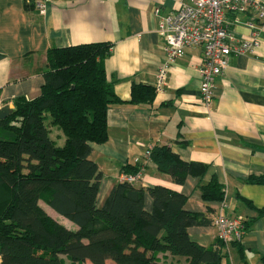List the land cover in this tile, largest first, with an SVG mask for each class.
Instances as JSON below:
<instances>
[{
	"label": "crops",
	"instance_id": "0c3cea01",
	"mask_svg": "<svg viewBox=\"0 0 264 264\" xmlns=\"http://www.w3.org/2000/svg\"><path fill=\"white\" fill-rule=\"evenodd\" d=\"M39 2L45 4L43 12L37 8ZM178 9L173 0H33L27 9L23 0H0V108L12 109L18 97L38 96L51 48L110 43L104 68L116 96L129 101L134 84L155 88L165 60L158 16ZM237 16L245 22L250 14ZM233 18L234 14H227V19ZM260 25L258 44L242 55H230L209 108L198 94L201 48L188 47L169 69L165 85L155 90L152 103L117 104L108 110V139L91 144L89 156L101 174L98 206L124 174L123 167L144 165L137 186H162L181 193L188 197L186 210L205 213L209 207L211 220L220 210L244 219L243 240L220 247V264H264V184L247 182L264 176V20ZM233 31L238 41H250L243 25H234ZM50 138L57 146L64 144L56 128H50ZM154 145L169 146L184 162L207 165L202 181L215 178L223 186L224 201L202 202L198 178L177 185L159 174L155 164L145 159V151ZM41 206L63 226L76 229ZM145 208H152L147 195ZM188 234L202 247L217 243L212 224L189 228ZM156 259L162 264H188L186 258L168 252L157 254Z\"/></svg>",
	"mask_w": 264,
	"mask_h": 264
},
{
	"label": "trees",
	"instance_id": "16d2710c",
	"mask_svg": "<svg viewBox=\"0 0 264 264\" xmlns=\"http://www.w3.org/2000/svg\"><path fill=\"white\" fill-rule=\"evenodd\" d=\"M23 1L26 9L33 3ZM111 49L110 43L49 49L38 96L15 98L12 112L0 119V264H162L156 256L165 252L188 264H220L223 242L202 247L188 234L189 228L213 225L212 209L186 210L188 197L181 193L119 180L97 205L101 174L89 156L91 144L108 139V110L150 104L156 95L154 87L134 84L129 101L116 96L104 68ZM50 128L63 135L62 146L50 138ZM148 160L174 184L198 178L202 202L224 201L215 178L202 181L207 165L184 162L162 145L151 147ZM141 169L144 165H128L122 175ZM247 182L264 184V176ZM146 195L151 210L145 208Z\"/></svg>",
	"mask_w": 264,
	"mask_h": 264
},
{
	"label": "built area",
	"instance_id": "2783aa9c",
	"mask_svg": "<svg viewBox=\"0 0 264 264\" xmlns=\"http://www.w3.org/2000/svg\"><path fill=\"white\" fill-rule=\"evenodd\" d=\"M179 9L158 16L157 31L164 40L165 60L156 77V90L164 85L169 69L184 56L188 47H200L202 66L198 94L204 107L209 108L214 97L217 79L227 66L230 55H242L258 44L261 21L264 20V0H173ZM40 12L45 4L39 2ZM156 14L159 10L157 9ZM250 14L241 21L238 14ZM227 14H234L232 20ZM234 25H243L249 31L250 41L240 42L233 31ZM151 149L145 151L148 159ZM144 169L135 176L122 175L120 180L136 183ZM213 226L217 239L225 245L240 243L246 233L244 219L228 216L220 210L214 217Z\"/></svg>",
	"mask_w": 264,
	"mask_h": 264
},
{
	"label": "water",
	"instance_id": "95a60500",
	"mask_svg": "<svg viewBox=\"0 0 264 264\" xmlns=\"http://www.w3.org/2000/svg\"><path fill=\"white\" fill-rule=\"evenodd\" d=\"M11 112H12V109L8 105L0 108V119L6 118Z\"/></svg>",
	"mask_w": 264,
	"mask_h": 264
},
{
	"label": "rangeland",
	"instance_id": "374dc122",
	"mask_svg": "<svg viewBox=\"0 0 264 264\" xmlns=\"http://www.w3.org/2000/svg\"><path fill=\"white\" fill-rule=\"evenodd\" d=\"M65 264H70L69 262H65ZM86 264V263H85ZM109 264H111V262L109 261Z\"/></svg>",
	"mask_w": 264,
	"mask_h": 264
}]
</instances>
